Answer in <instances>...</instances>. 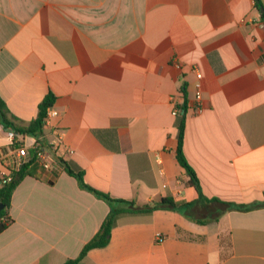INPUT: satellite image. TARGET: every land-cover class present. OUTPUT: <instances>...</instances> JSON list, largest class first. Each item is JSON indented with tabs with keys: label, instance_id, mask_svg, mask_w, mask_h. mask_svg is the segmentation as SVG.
<instances>
[{
	"label": "crops",
	"instance_id": "obj_1",
	"mask_svg": "<svg viewBox=\"0 0 264 264\" xmlns=\"http://www.w3.org/2000/svg\"><path fill=\"white\" fill-rule=\"evenodd\" d=\"M261 2L263 11L254 0H0L8 117L28 125L52 93L58 115L38 137L21 135L31 155L36 141L48 148L54 130L62 135L53 168L31 165L13 192L0 264H64L99 231L109 205L63 163L114 199L194 201L176 158L173 98L188 107L183 152L203 194L251 209L207 225L165 209L123 216L109 244L79 264H264ZM194 70L202 74L200 114ZM8 132L0 121V177Z\"/></svg>",
	"mask_w": 264,
	"mask_h": 264
},
{
	"label": "trees",
	"instance_id": "obj_2",
	"mask_svg": "<svg viewBox=\"0 0 264 264\" xmlns=\"http://www.w3.org/2000/svg\"><path fill=\"white\" fill-rule=\"evenodd\" d=\"M254 1L255 6L258 9L263 8L261 0ZM262 18L264 20V12ZM55 100L56 97L52 93H49L39 104L36 118L28 125L21 127L9 119L6 103L0 96V121L3 127L7 130H12L24 136L38 137L43 131L48 110L54 106ZM186 111L187 105L185 103L181 107V112L178 116V147L176 158L179 165L185 170L189 177V185L195 190L197 198L194 201L177 202L172 197H163L149 204L137 205L134 201L114 199L86 184L83 170L67 163H63L66 173L74 177L82 189L91 192L97 198L105 201L110 208L109 214L101 224L99 231L84 246L80 255L75 259H68L64 264H79L90 250L106 247L110 242L113 228L116 226L117 221L123 216L146 215L151 214L156 210L165 209L179 212L198 224L207 225L208 223L217 221L218 218L227 211H247L251 209V207L222 201L218 198H208L203 194L196 172L188 163L183 152ZM32 155L30 162L25 164L19 171L14 172L11 181L0 190V205L3 206V209L0 211V234L5 231L12 222L9 210L11 207V197L13 192L24 177L30 174V166L36 163L35 153L33 152ZM262 206L263 204H258L255 208Z\"/></svg>",
	"mask_w": 264,
	"mask_h": 264
},
{
	"label": "built area",
	"instance_id": "obj_3",
	"mask_svg": "<svg viewBox=\"0 0 264 264\" xmlns=\"http://www.w3.org/2000/svg\"><path fill=\"white\" fill-rule=\"evenodd\" d=\"M264 64V54L261 57ZM178 69H181L179 63H175ZM196 75L195 90H194V108L197 114L203 112V85H202V74L201 72L194 70ZM173 104V116L178 117L181 112V107L183 104H180L176 101V98L172 99ZM188 108V107H187ZM58 113L54 109H49L45 124L47 125L50 118L56 117ZM53 140L50 147H43L39 141H36L33 145V152L35 153L36 160L44 170H51L53 168V150L59 149L62 146V135L59 130L53 131ZM24 137L20 133H16L12 130L8 132V139L10 141V151L3 156V164L6 170V173L0 177V190L8 184L14 172L19 171L25 164L29 163L32 156L29 152V148L24 145ZM157 241H163L164 237L162 234H157Z\"/></svg>",
	"mask_w": 264,
	"mask_h": 264
},
{
	"label": "water",
	"instance_id": "obj_4",
	"mask_svg": "<svg viewBox=\"0 0 264 264\" xmlns=\"http://www.w3.org/2000/svg\"><path fill=\"white\" fill-rule=\"evenodd\" d=\"M261 11H263V9H261ZM3 209V206L2 205H0V211Z\"/></svg>",
	"mask_w": 264,
	"mask_h": 264
}]
</instances>
